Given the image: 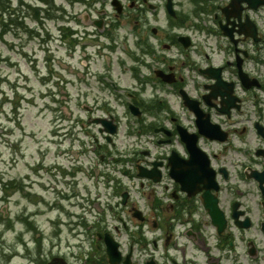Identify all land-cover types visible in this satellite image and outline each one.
<instances>
[{
	"label": "flooded vegetation",
	"instance_id": "1",
	"mask_svg": "<svg viewBox=\"0 0 264 264\" xmlns=\"http://www.w3.org/2000/svg\"><path fill=\"white\" fill-rule=\"evenodd\" d=\"M170 3L177 12L173 22ZM148 8L164 11L166 20L148 21ZM115 16L133 31L121 43L127 51L116 57L119 74L131 84L129 92L136 97L132 91L146 87L165 95L145 108L134 100L146 116L135 118L163 137V145L155 146L165 155L161 176L167 183L164 190H151L136 202L127 194V213L125 218L118 216L122 225L115 226L121 252L117 264H264V103L241 97L240 115L223 114L220 100H207L205 88L214 81L202 73L216 66L234 83L243 70L259 74L264 92V0H124V10ZM117 85L113 82L118 89ZM181 90L195 94L210 119L242 143L235 148L230 137L227 143L199 137L206 152L201 157L214 174L208 198L217 223L201 206L205 191L200 190L210 185L208 177L199 183L186 170L174 171L188 177L189 191L171 178L173 167H185L191 157L180 127L199 132L195 116L180 102ZM171 95L179 100H171ZM235 124L242 127L234 128ZM146 161L150 166L152 160ZM135 209L140 210L137 216ZM221 215L226 219L222 231ZM104 250L92 264H110Z\"/></svg>",
	"mask_w": 264,
	"mask_h": 264
},
{
	"label": "rangeland",
	"instance_id": "2",
	"mask_svg": "<svg viewBox=\"0 0 264 264\" xmlns=\"http://www.w3.org/2000/svg\"><path fill=\"white\" fill-rule=\"evenodd\" d=\"M52 1L50 17L45 13L38 16L28 6H43V0H10L12 6L6 11L9 1L0 0V18L6 23L3 32L0 23V199L5 184L10 193L7 200H0V264H45L59 252L70 256L76 252L73 259L81 261L82 254L77 251L80 247L94 248L97 236L95 230L78 235L80 227L75 223L86 216L92 224L100 215L102 234L108 231L107 224L113 229L118 223L108 210L109 204L118 201H108L105 196L110 190L102 175L107 165L90 150L94 137L81 129L82 121L78 120L87 114L83 104L97 101L95 95H100V102L106 98L123 111L115 93L100 90L94 82L95 72L110 68L106 63L110 54L101 56L98 44L102 42L83 33L78 34L80 44L88 49L78 46L70 51L60 35L59 17L83 31L78 19L89 7L79 1ZM106 2L105 7L111 10V0ZM63 6L66 11L59 10ZM95 7L104 8L100 3ZM108 14L114 16L110 11ZM40 17L45 18L41 21ZM111 72L112 79L118 78L116 67H111ZM86 90L89 96L83 93ZM91 128L97 132L95 125ZM117 141L126 148L133 140L122 129ZM77 160L83 163L81 170L86 175L64 173L79 165ZM72 181L78 182L71 185ZM73 190L85 194L87 206L71 193ZM61 191L74 197L65 199ZM101 208L104 211L99 214ZM125 214L118 208L117 217ZM26 218L35 224L29 225ZM91 252L100 256L97 250Z\"/></svg>",
	"mask_w": 264,
	"mask_h": 264
},
{
	"label": "water",
	"instance_id": "3",
	"mask_svg": "<svg viewBox=\"0 0 264 264\" xmlns=\"http://www.w3.org/2000/svg\"><path fill=\"white\" fill-rule=\"evenodd\" d=\"M109 130H110V129H109ZM112 131H113V130H112ZM204 196L206 197V200H205L206 207L211 211V213L213 214V216H215V214H214V208H213L212 205L210 204L207 195L204 194Z\"/></svg>",
	"mask_w": 264,
	"mask_h": 264
},
{
	"label": "trees",
	"instance_id": "4",
	"mask_svg": "<svg viewBox=\"0 0 264 264\" xmlns=\"http://www.w3.org/2000/svg\"><path fill=\"white\" fill-rule=\"evenodd\" d=\"M0 9H1V8H0ZM4 9H5L4 11H6V10H8V9H10V8L5 7ZM12 14H13V13H11V15H12ZM1 19H2V20H1V24H2L3 27H5L6 23H5V21H4L3 18H1Z\"/></svg>",
	"mask_w": 264,
	"mask_h": 264
}]
</instances>
